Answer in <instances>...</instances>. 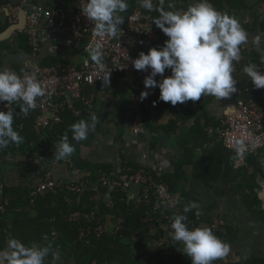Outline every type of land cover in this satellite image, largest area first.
<instances>
[{
	"label": "trees",
	"instance_id": "obj_1",
	"mask_svg": "<svg viewBox=\"0 0 264 264\" xmlns=\"http://www.w3.org/2000/svg\"><path fill=\"white\" fill-rule=\"evenodd\" d=\"M210 1L212 7L217 11L230 16L232 14L225 11L224 4H227L232 10L248 8L246 0ZM168 2L169 0H165V10H170L167 7ZM171 2L175 4V10H178L181 4L187 3V0H171ZM6 4H10V1L5 0L0 3V5ZM128 4V10L120 14L125 19L138 6L137 0H128ZM57 9L67 11L65 6L59 2ZM157 17L158 12L154 11V18ZM241 25L243 27V23ZM7 27L5 26L0 33ZM15 35L19 40V47L32 54L24 32H16ZM241 54L244 56V66L249 63L257 65L260 63L261 53L257 51L241 50ZM40 65L52 67L70 65V63L58 57H48L42 59ZM262 67L264 68V64ZM13 71L18 73L20 69ZM198 103L197 101V105ZM208 103L209 101L205 102L206 105ZM203 107L202 113L198 115L194 107L178 103L172 107L174 120H170L165 126L158 128L151 124L149 112L140 107L141 123L144 129L152 133L162 131L169 137L175 134L179 121L184 123L190 121L191 123L189 128L180 133L178 137L177 154L172 163L174 171L162 176L151 172L152 176L164 183L171 194L178 195V206L182 211L190 201L199 205L195 192L186 190L182 185V182L188 179L187 169L189 167H191L190 177L202 179L206 185L223 175L225 177L232 176V179L238 182V194L252 213L257 215V200L252 191L255 174L247 168L235 170L234 163L237 159L235 152L226 150L221 143L215 142L208 136L206 128L218 126L219 121L210 117ZM12 109L14 110L13 128L23 137V142L18 146L11 144L8 148L0 149V198L8 199V205L4 212L0 211V249L6 247V241L9 238H15L26 245L35 243L44 246L50 243L54 249L59 251L64 260H71L75 264H191L190 259L183 255V245L180 242L174 241L171 237L163 241V237L155 231L154 233L150 232L153 229V224L150 221L153 216L151 208L134 207L128 203L127 193L121 189L112 192L110 200L106 199L107 189L101 182V178L103 176L110 177L114 173V167L111 164H88L80 156L82 147L89 145L99 133L101 128L99 121L95 130L90 131L87 138L82 141L73 140L70 131V126L73 123L82 119L89 120L90 114H95L92 108L85 107L80 103L75 104L72 109L67 108L60 114L61 122L59 124L39 131L35 129L34 125L36 116L34 110L24 116L16 104H12ZM75 111H79V114L76 115ZM115 111V117L124 121L128 108L123 100L119 101ZM65 134L68 136L69 143L75 148L70 156V163L83 174V180L88 181L87 189L82 195L71 196L69 193L57 191L38 197L33 204H30L28 195L32 186H26V184L9 186L2 181L3 170L8 166L29 164L36 171H40L46 158L53 153L54 145ZM211 143L215 147L212 150H205L204 147ZM199 150L201 153L196 156V152ZM250 160L251 157L248 162ZM124 167H130L132 170L144 168L130 162L124 163L122 168ZM145 169L147 170V168ZM41 176L42 171H40L39 177ZM246 189H249V193L245 192ZM75 212H80L84 217L94 214V219L91 224L84 217L77 223L66 222V217ZM185 214L193 221L196 220L194 210ZM261 218L264 222V215H261ZM107 222L119 223L122 229L115 234L104 235L99 239L93 237L91 233L88 235L90 244L79 238L81 231L87 227ZM53 233L55 236H52ZM215 235L221 240L229 239L232 231L226 227L225 234ZM44 237H47V240ZM155 243L161 244L156 245ZM219 261H215L214 264ZM245 264H264V261L252 260Z\"/></svg>",
	"mask_w": 264,
	"mask_h": 264
},
{
	"label": "clouds",
	"instance_id": "obj_2",
	"mask_svg": "<svg viewBox=\"0 0 264 264\" xmlns=\"http://www.w3.org/2000/svg\"><path fill=\"white\" fill-rule=\"evenodd\" d=\"M137 3L149 12H158L153 24L167 37L161 47L149 48L147 54L140 52L131 61L135 70H150L143 80L145 89L158 88V99L172 106L190 100L199 101L202 96L226 98L237 91V80L233 78L234 62L240 59L241 46L249 42L248 33L237 18L217 11L208 0H197L184 11L175 10L171 0L167 5L170 10H165V0H158L159 6L153 0H137ZM128 7V0H83L79 8L81 14L91 21L94 35L103 39L118 38L120 25L124 22L120 14ZM251 43L260 51V63L264 64V33L254 36ZM86 51L95 65L101 69L106 67L99 43L90 44ZM259 68L257 64L249 63L242 69L256 89L264 88V73ZM110 70L103 77L105 83ZM165 70H170L169 76H164ZM24 72L23 69L21 74L6 67L0 69V103L16 104L20 113L27 116L37 107V98L46 95V90L34 73ZM158 75L162 77L159 81L155 79ZM149 95V91H141L139 100L143 102ZM13 121V109L7 107V111H0V149L23 142V137L13 128ZM97 122L98 117L90 114L89 120L73 123L70 126L72 139L77 142L86 139L89 132L95 130ZM251 147L254 148L255 144ZM54 148L57 161L67 159L75 151L66 134ZM235 151L238 157L248 151L243 139L236 141ZM193 210L195 216L201 215L199 205L194 201L183 207V213ZM186 220V215H174L169 235L183 245L182 253L191 264L226 261L232 252L231 245L209 227L189 229ZM49 256L53 261L59 259V251L50 243L26 245L21 240L9 238L6 247L0 249V264H46Z\"/></svg>",
	"mask_w": 264,
	"mask_h": 264
},
{
	"label": "crops",
	"instance_id": "obj_3",
	"mask_svg": "<svg viewBox=\"0 0 264 264\" xmlns=\"http://www.w3.org/2000/svg\"><path fill=\"white\" fill-rule=\"evenodd\" d=\"M3 1L5 0H0V3ZM9 1L10 4L17 6L20 11L23 9L33 11L38 7L44 10H53L57 8L59 2L65 6L68 14H70L76 6L74 0ZM208 2L211 4L210 0ZM195 3H197V0H187V3L181 4L178 11H184L189 5ZM246 4L248 8L243 10H232L227 4H224V8L225 11H229L233 17L243 23V28L248 33L249 42L242 45L241 50H254L260 53L251 43V40L257 34L264 33V0H246ZM20 11L14 23L8 21L7 15H0V31L5 26L10 27L17 24ZM125 26L126 19L124 17V22L120 25V28ZM37 28L39 33H44L46 28L45 20L40 19ZM16 32L19 31H15L9 39L0 42V69L5 67L12 71L20 68L26 69L48 57H58L74 65H79L85 58H89L88 54L82 49V43H78L64 34L59 35L54 41L43 43L37 56L34 57L31 53H27L19 47V40L15 35ZM166 39L167 37L163 34V43ZM243 67L244 65H238L237 62H234L233 78L237 80V91L229 97L217 99L214 96H202L198 101V105L197 101L191 100L185 102V104L188 107H194L198 115L202 113L201 109L205 106L203 108H205L210 117L219 121L221 118L231 116L234 113L236 100L257 101L262 92L252 86L242 72ZM138 85L139 82L133 78H115L110 90L96 93L91 108L98 117L101 128L95 139L89 145L82 147L80 156L88 164H111L114 170L120 169L124 163L130 162L143 166L158 176L171 174L174 171L172 163L177 154L176 143L178 137L180 133L189 128L191 123L190 121L187 123L179 121L175 134L169 137L162 131L152 133L144 129L139 113L141 106L135 99ZM158 97L155 108L152 111H147L150 115L151 124L156 128L165 126L170 120H174L172 116L173 106L168 102L160 101ZM120 100L124 101L128 112L133 113L132 118L138 116V125L142 129L141 133L134 135L127 128L129 120L127 114L124 121L115 117V110ZM207 101L209 103L206 105L205 102ZM172 138L175 139L176 146L173 151L169 149L170 139ZM214 147L215 145L211 143L206 145L204 149L212 150ZM200 153V150L197 151L196 156H199ZM250 157L251 160L248 162ZM42 165L40 169L49 171L54 179L65 183L76 182L83 177V174L77 171L74 165L70 163V157L57 161L53 153H51ZM245 168L255 174L252 191L257 200V215L252 213L240 194H238V182L233 180L232 176L225 177L223 175L216 181L206 185L202 179H192L190 177L191 167H189L187 169L188 179L182 182L186 190L195 192L201 211L200 218L207 220L210 217H221L227 222L226 227L232 231L231 238L223 240L231 245L232 252L226 261H219L217 264H245L252 260L264 261V222L261 218V215H264V147L255 154L248 156L244 166L240 168L234 167L235 170H245ZM39 176V171H36L32 165L22 164L6 167L3 170L1 179L9 186L26 184V186L30 185L33 187ZM245 192L249 193V189H246ZM166 239L167 237L165 236L162 240L165 241ZM155 244L159 245L161 243ZM46 264L75 263L71 260H64L59 254L57 261H53L51 256L46 258Z\"/></svg>",
	"mask_w": 264,
	"mask_h": 264
},
{
	"label": "built area",
	"instance_id": "obj_4",
	"mask_svg": "<svg viewBox=\"0 0 264 264\" xmlns=\"http://www.w3.org/2000/svg\"><path fill=\"white\" fill-rule=\"evenodd\" d=\"M76 3L73 12L68 14L62 9L44 10L41 7L30 11L27 14V23L24 34L28 39L32 55L37 56L40 47L47 41H54L59 35H67L70 39L82 43V49H86L90 44L99 43L103 52L105 68L101 69L95 65L89 58H85L79 65H58L52 67H43L35 63L29 68H20L25 70L24 74H35L36 79L46 90L44 97L37 98V107L34 109L36 116L34 125L36 130L50 128L61 122L60 114L65 109H72L75 104H83L91 108L97 92L110 90L113 80L116 77L120 79L133 78L139 82L136 87V101L146 111H152L155 106L153 102L159 96L158 88L145 89L143 85L144 78L150 70L139 71L132 67V59L138 57V52L147 54L149 48H159L163 45V33L154 24V11L149 12L142 7H136L135 10L126 16V26L121 28L118 38L105 37L101 39L94 35L93 25L84 17L80 8L83 0H74ZM157 6L158 0H153ZM20 9L12 4L0 5V15H7L8 21L14 23L17 20ZM45 20L46 28L44 33L38 31V21ZM238 65H243L244 56L240 53ZM263 64L259 63V71L264 73ZM111 69V70H110ZM107 70H110L108 82L105 83ZM170 70H165L164 76H169ZM162 77H155L159 81ZM257 101L247 102L236 100L235 111L231 116L221 118L218 126L206 128L208 136L221 143L226 150L233 151L236 154V141L243 139L248 147V151L242 157H238L234 167L240 168L245 165L248 156L255 154L264 147V93ZM141 91H149L150 95L141 102L139 95ZM7 107L12 109V105H6V102L0 103V111H7ZM78 115L79 111H75ZM133 113H127L129 118L127 128L134 134L141 133L142 129L138 125V116L132 118ZM255 144V147L251 145ZM42 171L36 184L31 188L28 199L30 204L34 203L38 197L49 193L63 191L71 196L82 195L87 189L88 181L83 177L76 181L65 183L52 177L49 171ZM39 171V173H40ZM101 182L107 189L105 195L110 200L112 192L121 189L127 193V201L134 207L146 206L152 209L153 229L150 232H156L159 236L169 238L170 225L174 215L183 214L178 206V196L171 194L168 187L153 178L152 173L145 168L132 170L130 167H124L114 170L111 176H103ZM8 205V199L0 198V211L4 212ZM187 216L185 221L189 229L195 227H209L214 234H225L227 222L221 217H210L203 220L196 216L193 221ZM80 212L71 213L66 217V222L77 223L83 218ZM88 223H92L94 214L84 217ZM122 229L119 223L97 224L89 226L81 231L80 239L86 240L90 244L88 235L92 233L93 237L99 239L104 235L115 234ZM52 236H55L53 233Z\"/></svg>",
	"mask_w": 264,
	"mask_h": 264
},
{
	"label": "water",
	"instance_id": "obj_5",
	"mask_svg": "<svg viewBox=\"0 0 264 264\" xmlns=\"http://www.w3.org/2000/svg\"><path fill=\"white\" fill-rule=\"evenodd\" d=\"M30 11L27 10H21L20 11V16H19V21L17 24L12 25L10 27H8L5 31H3L2 33H0V42L5 41L7 39L10 38V36L15 32V31H23L25 29L26 26V20H27V14ZM40 64V62H39Z\"/></svg>",
	"mask_w": 264,
	"mask_h": 264
},
{
	"label": "rangeland",
	"instance_id": "obj_6",
	"mask_svg": "<svg viewBox=\"0 0 264 264\" xmlns=\"http://www.w3.org/2000/svg\"><path fill=\"white\" fill-rule=\"evenodd\" d=\"M169 149H171L172 151L176 149V146H175V139H170V144H169Z\"/></svg>",
	"mask_w": 264,
	"mask_h": 264
}]
</instances>
